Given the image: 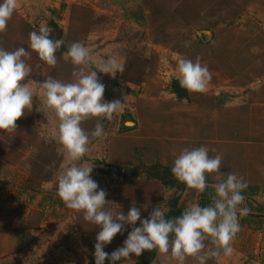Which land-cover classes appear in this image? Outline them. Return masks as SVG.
Listing matches in <instances>:
<instances>
[{
    "label": "rangeland",
    "instance_id": "1",
    "mask_svg": "<svg viewBox=\"0 0 264 264\" xmlns=\"http://www.w3.org/2000/svg\"><path fill=\"white\" fill-rule=\"evenodd\" d=\"M41 22L57 24L62 36H55L65 40L66 51L68 44L80 42L90 49L97 65L108 57L124 65L114 78L97 72L105 85L103 99L120 100V111L111 121L92 118L81 125L90 137L84 161L94 165L91 177L107 191L106 208L127 214L135 205L145 219L157 205L169 209L175 198L182 208L197 203L196 190L179 191L160 179L162 167L171 170L185 148L207 146L210 156L221 154L222 172L236 173L250 182L264 178L253 171L256 164H264V151L254 149L264 146V0H18L7 31L0 33V47L8 51L24 47L31 53L25 58L31 69L27 79L42 83L51 76L71 82L74 66L64 59L65 52L57 51V64L52 67L29 48V33L38 31ZM25 24L33 30L28 31ZM180 56L193 61L200 56L212 73L207 90L191 93L190 100H179L170 90ZM31 86L33 104L16 121V131L0 130V157L27 172L35 186L54 180L57 188L59 173L72 162L58 141L56 113L46 106L43 89L35 83ZM98 120L106 136L92 138ZM207 182L216 181L209 175ZM62 224L60 233L48 239L54 248L27 249L0 264L95 261L99 226L85 221L78 211L65 216ZM131 230V225H125L104 251L110 254L121 247ZM254 239V233L239 232L233 244L246 240L250 244L246 251L251 253ZM140 256L132 254L130 260L117 263L135 264ZM222 256L206 264L239 260V255L229 257L230 262ZM248 257L254 259L253 254ZM260 257L264 260V251ZM152 264L176 262L158 254ZM185 264L197 262L188 258Z\"/></svg>",
    "mask_w": 264,
    "mask_h": 264
},
{
    "label": "clouds",
    "instance_id": "2",
    "mask_svg": "<svg viewBox=\"0 0 264 264\" xmlns=\"http://www.w3.org/2000/svg\"><path fill=\"white\" fill-rule=\"evenodd\" d=\"M17 5L18 0H0V33L7 31ZM52 31L41 22L38 31L29 33V48L46 65L54 67L57 64L56 53L65 45V40L52 39ZM30 55L24 47L14 51L0 47V130L16 131V121L33 104L31 85L35 83L43 89L44 102L54 110L58 119L59 144L65 157L72 162L57 177V196L68 209L83 212L85 221L101 229L95 238V264H104L106 259L116 264L117 261L130 260L132 254L138 257L145 250L169 255L176 264H185L188 258L197 264H206L209 259L233 253L232 242L242 230L240 218L251 213L247 206L241 207L246 199L242 192L248 188V183L236 173L221 171V154L210 156L207 146L185 148L174 159L171 168L178 182L199 193L209 186L207 177L213 176L216 182L211 186L215 194L208 206L189 202L179 216L169 218L166 216L169 209L157 205L145 219L141 218V210L135 205L127 214L106 208L109 203L107 191L99 188L92 179L94 165L84 161L90 137L81 125L92 118L111 121L120 111L123 105L120 100L107 102L103 99L105 85L100 82L97 72L114 78L124 71V65L116 57H108L97 65L88 47L72 42L63 55L74 66V80L62 82L49 76L42 83H37L27 79L31 69L25 58ZM175 71L179 86L190 94L204 93L212 79L211 71L201 63L200 56L194 61L180 56ZM100 120L91 132L92 138L106 136ZM137 221L140 222L139 227L136 226ZM125 225H131L132 230L123 245L110 254L105 252V246L117 234L123 233Z\"/></svg>",
    "mask_w": 264,
    "mask_h": 264
},
{
    "label": "crops",
    "instance_id": "3",
    "mask_svg": "<svg viewBox=\"0 0 264 264\" xmlns=\"http://www.w3.org/2000/svg\"><path fill=\"white\" fill-rule=\"evenodd\" d=\"M254 149L260 153L264 151V146L263 148L256 146ZM256 165L253 171L260 178L264 176V164ZM247 183L248 186H253L256 192L242 193L246 199L241 207L247 206L251 213L240 218L242 227L240 232L254 233L255 242L253 241L251 253L246 251L250 245L246 240L235 244L232 242L233 253L222 258L230 262L229 257L239 255L236 264H264L263 258L260 257L264 251V210L260 211L264 206V198L261 197L264 178ZM54 184V180H50L35 186L27 172L21 171L18 165L0 157V260L31 248L47 246L54 248L48 239L63 229L62 219L65 216H74L76 212L64 205L57 196ZM208 185L203 193H199L200 200L197 203L201 206H208L211 203L213 188L211 183ZM251 254L254 256L253 260H249L248 256Z\"/></svg>",
    "mask_w": 264,
    "mask_h": 264
},
{
    "label": "trees",
    "instance_id": "4",
    "mask_svg": "<svg viewBox=\"0 0 264 264\" xmlns=\"http://www.w3.org/2000/svg\"><path fill=\"white\" fill-rule=\"evenodd\" d=\"M26 28L28 29V31H32V27L29 26L28 24H25ZM49 27H51L53 29L52 33H51V38L52 39H58L57 37H61L62 36V31L61 29L57 26V24L55 22H50ZM56 33L58 35H56ZM57 37H56V36ZM59 52H66L65 47L62 45L61 48L59 49ZM170 90L173 94L176 95V97L179 100H190L191 96L190 93L181 88L179 86L178 80L174 79L172 80L171 84H170ZM113 167V166H112ZM97 172H102L103 174H110L106 171L103 170H96ZM127 171H129V169H127ZM126 171V175H128L129 173ZM162 175H160V179H162V183L165 186H169V187H175L177 188V190L179 191H184L186 189V185L183 183H180L176 180V178L173 176L171 170H169L167 167H162ZM116 175H121V172H116ZM250 193L253 194L255 193L256 189L254 187L250 188ZM242 193H245V191H243ZM179 198H175L170 207H169V211L166 213V216L169 218L172 217H176L179 216L183 209L182 207L179 206L178 204ZM264 210V206L260 208V211ZM158 252L156 250L153 251H147L145 250L142 255L140 256V258L135 262V264H152L155 262L156 258H157ZM90 264H95V261L91 262ZM104 264H111V262L109 260H105ZM116 264H118L116 262Z\"/></svg>",
    "mask_w": 264,
    "mask_h": 264
}]
</instances>
